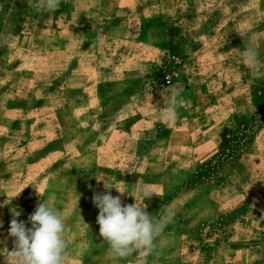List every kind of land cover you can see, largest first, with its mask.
Masks as SVG:
<instances>
[{
  "label": "rangeland",
  "instance_id": "obj_1",
  "mask_svg": "<svg viewBox=\"0 0 264 264\" xmlns=\"http://www.w3.org/2000/svg\"><path fill=\"white\" fill-rule=\"evenodd\" d=\"M249 45L259 51L256 65L244 63ZM84 83L93 105L68 109L81 98L66 90ZM6 85L35 89L10 102L21 107L56 89V109L42 110L33 128L54 140L28 159L62 150L33 167L5 163L0 151V264L14 248L13 210L30 228L42 200L64 220L66 264H136V254H111L92 197L111 192L133 204L144 188L155 195L136 203L150 215L174 213L148 264H202L206 252L213 264H264V240L247 230L242 239L244 225L258 232L264 218V0H61L55 11L39 0H0V99ZM172 86L182 102L167 123L160 113ZM98 115L106 127L140 123L135 136L120 131L100 148L108 131ZM142 129L153 142L168 137L161 159L136 153Z\"/></svg>",
  "mask_w": 264,
  "mask_h": 264
},
{
  "label": "clouds",
  "instance_id": "obj_2",
  "mask_svg": "<svg viewBox=\"0 0 264 264\" xmlns=\"http://www.w3.org/2000/svg\"><path fill=\"white\" fill-rule=\"evenodd\" d=\"M32 2L33 0H28L29 6H32ZM60 2L61 0H39V6L55 11ZM97 42L103 44L100 38ZM243 60L246 65L258 64L260 61L257 48L246 46ZM170 93V100L160 113L161 119L167 123L178 120V108L182 102L181 88L172 86ZM115 189L121 195L126 193L120 188ZM37 194L42 197L38 191ZM153 195L155 193L148 188L137 189L135 203L128 205L122 203L121 196L114 197L111 192L93 195L92 202L99 209V235L109 245L114 258H128L136 254V264H148L147 257L155 251L156 239L174 216L171 210H166L163 219L154 218L146 211V206L136 203L139 198L151 199ZM12 215L14 218L10 222L9 236L15 240L13 250L8 252L9 259L6 264H66L69 242L64 238V220L54 207L46 200L38 203L34 213L28 217L30 228L24 221L17 219L21 215L20 211L14 209Z\"/></svg>",
  "mask_w": 264,
  "mask_h": 264
},
{
  "label": "crops",
  "instance_id": "obj_3",
  "mask_svg": "<svg viewBox=\"0 0 264 264\" xmlns=\"http://www.w3.org/2000/svg\"><path fill=\"white\" fill-rule=\"evenodd\" d=\"M14 47L17 46L14 45ZM19 48L20 46L16 48V50H18ZM33 77L36 76L33 75ZM87 87H88L87 83H84V85L82 84V88L80 89L77 88L74 89L73 86H71L66 90V96L73 95L75 93V95L80 96L81 98L75 105L66 103V107L68 109H71L72 111H80L81 113H84L86 112V110L89 109L90 105H93L90 102L91 101L90 93L88 92ZM2 88L5 89L1 90L2 92L1 95L6 93L5 95L7 96L5 99H0V130H2L0 131V135H1L0 143L2 146L0 147V151H4L3 158L1 160L5 163L18 162V163H23L25 167H33L38 165L41 161L50 158L51 155H53V153L59 150L61 151L62 149H58L57 147H51L50 149L45 151L42 155H39L38 157L32 160L28 159L32 154L44 149L45 146H49L54 140L53 137L45 136L44 129L35 133L33 131V128L35 125H37L39 121V114L42 110L56 109L57 106L54 103V101L51 99L52 97H54V94L57 92L56 89L50 87L44 88L43 97L40 101H38L36 104L32 106L21 107L18 105L16 106L10 105V102L14 101V98L16 97H21V96L24 97V95L25 96L29 95L28 94L29 91H35V89L28 90V92L21 94L22 92H20V88H12L8 85L3 86ZM98 107L101 109L100 105ZM2 112H6V113L2 114ZM10 112H12L13 114H10ZM15 112H20V113L22 112L23 113L22 118H17L19 116ZM125 117L128 118L129 116H125ZM104 119L105 118L102 117V115L97 116L99 129L100 130L104 129V131H108V133H106L102 137V142L101 145L99 146L100 148L105 147L108 141L112 139V136L116 135L120 131L122 132L123 135L129 137L135 136L134 134L135 127L140 123L139 119L136 118L130 121V124L126 129H121L119 125H117L115 122H114V126L106 127V122L104 121ZM140 133H144L142 135L144 139L140 144L141 146L139 147V152H136L138 153V156H140L141 158H148V159H161L163 157L161 155V153H163L162 151L165 149L167 151L168 149V144H169L168 137L163 136L160 137L159 139H156V141L153 142L152 140L147 139V134H148L147 130L142 129ZM128 174H129L128 172L124 173V175L127 176ZM157 192H159V190H156V193ZM128 204L130 203H127L126 205ZM258 220L260 221L258 224V227H260L258 232H255L254 229L249 230V226L244 225L243 229H244V233L246 234L243 235L242 239H247L252 236V234H247L248 231L253 234L257 233L258 238L264 240V218H260ZM198 230L200 229L198 228ZM213 230L211 229L209 230V235L212 236V239L215 241L217 239L215 236H213L215 235ZM200 235L198 237L201 239L202 237H200ZM212 247L209 246L208 249L211 250ZM206 253L208 254L206 255V257L202 259L201 263L213 264V259H212L213 252H206ZM243 253H244L243 257L246 258L249 257L250 255L249 252H243ZM150 257L151 255L148 256V258Z\"/></svg>",
  "mask_w": 264,
  "mask_h": 264
},
{
  "label": "built area",
  "instance_id": "obj_4",
  "mask_svg": "<svg viewBox=\"0 0 264 264\" xmlns=\"http://www.w3.org/2000/svg\"><path fill=\"white\" fill-rule=\"evenodd\" d=\"M170 76L169 75H166L165 78L168 79Z\"/></svg>",
  "mask_w": 264,
  "mask_h": 264
}]
</instances>
